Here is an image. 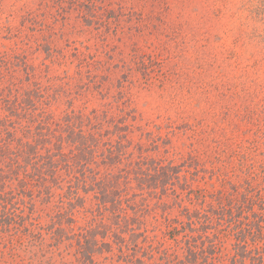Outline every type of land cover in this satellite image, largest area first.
I'll use <instances>...</instances> for the list:
<instances>
[{
  "label": "trees",
  "instance_id": "1",
  "mask_svg": "<svg viewBox=\"0 0 264 264\" xmlns=\"http://www.w3.org/2000/svg\"><path fill=\"white\" fill-rule=\"evenodd\" d=\"M42 2L55 21L65 11L101 21V0ZM39 17L26 22L48 37ZM43 52L39 66L0 52V264H264L261 136L176 162L133 109L109 101L88 57L72 56L74 76L60 77L56 51ZM88 95L106 103L76 109Z\"/></svg>",
  "mask_w": 264,
  "mask_h": 264
},
{
  "label": "rangeland",
  "instance_id": "2",
  "mask_svg": "<svg viewBox=\"0 0 264 264\" xmlns=\"http://www.w3.org/2000/svg\"><path fill=\"white\" fill-rule=\"evenodd\" d=\"M100 6L95 25L73 11L55 21L42 0H0V27L7 28L0 30V52L39 66L49 64L43 50L56 51L51 69L60 77L74 76L72 56L88 57L109 101L115 96L133 109L141 132L152 133L161 155L168 149L176 162L189 152L204 159L212 141L235 148L257 134L264 143V0H101ZM40 15L51 25L48 37L26 22ZM87 99L74 107L106 103L98 95ZM258 154L264 158V144ZM231 170L230 179L241 177ZM5 252L0 245V258Z\"/></svg>",
  "mask_w": 264,
  "mask_h": 264
}]
</instances>
